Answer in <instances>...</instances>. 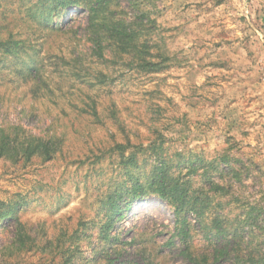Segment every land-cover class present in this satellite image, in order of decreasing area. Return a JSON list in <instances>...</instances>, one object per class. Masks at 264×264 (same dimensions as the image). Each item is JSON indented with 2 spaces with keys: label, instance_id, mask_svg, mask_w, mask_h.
Listing matches in <instances>:
<instances>
[{
  "label": "rangeland",
  "instance_id": "374dc122",
  "mask_svg": "<svg viewBox=\"0 0 264 264\" xmlns=\"http://www.w3.org/2000/svg\"><path fill=\"white\" fill-rule=\"evenodd\" d=\"M115 2L128 20L146 12L161 70L100 50L79 7L0 0V41L21 45L0 46V127L59 141L49 160L0 156V264H191L187 254L222 248L208 240L214 218L247 238V212L264 222V0ZM30 66L37 92L19 75ZM162 162L187 189V247L149 188ZM137 182L148 193L132 200ZM114 201L126 217L105 238Z\"/></svg>",
  "mask_w": 264,
  "mask_h": 264
},
{
  "label": "trees",
  "instance_id": "16d2710c",
  "mask_svg": "<svg viewBox=\"0 0 264 264\" xmlns=\"http://www.w3.org/2000/svg\"><path fill=\"white\" fill-rule=\"evenodd\" d=\"M73 6L81 8V10L88 15L86 29L91 36L90 38L100 50L103 49V42H109L117 52H123L128 55V58H131V60H136L138 67L146 69L147 71H159L162 69V64L154 61L153 57H156L157 60H162V62L166 61L168 57L153 56L150 50L151 46L149 45L150 34L147 32V25L144 24L142 20L146 14L144 10L140 11L139 18L134 17L128 20L123 14L122 16H117V14H115L112 6L116 8L120 6L115 0H56V7L68 8ZM122 12H124V10H122ZM118 14H120L119 11ZM46 26L49 25L46 24ZM56 28H58L57 25L51 27V29ZM5 45H9L7 46V50H4L8 53H10V51L11 53H13V51L18 52V50H13L12 47L14 45L21 47L18 40H8V38L0 41L1 47ZM39 70V67L30 66L19 71V75L24 76L26 79L30 77L34 81L33 88L36 92L41 86V82L40 84L36 82ZM54 138L55 137L48 138L34 135L30 132H24L21 130L20 125H13L11 127L1 126L0 156L11 160H18V158L28 160L33 156H40L44 160H49L59 147V141ZM161 169L162 171L157 174L156 178L150 181L149 188L160 200L167 202L174 208L177 215L176 225L181 226L178 234L181 235V241L187 247L189 222H187L188 219L186 216L183 217L182 215L184 206L187 202L185 198L187 189L184 184L179 181V178L169 176L165 172L163 162ZM210 182L212 183L211 186L215 193L223 192L224 186L212 182L211 180ZM143 193L148 192L143 184L137 182L132 187V190L128 191V196L132 200H136L144 195ZM115 203L116 201L110 203L111 213L108 217V222H105L102 226V232L106 234L105 238L111 237L108 236V231L114 228L119 220L126 217V214L122 213L124 208L120 204ZM196 204L198 207L197 201ZM195 207L196 206L193 208L196 209ZM199 209L200 211H193L197 213L198 217H202L203 207L200 206ZM254 210L257 209L254 207L250 212H247L249 217L252 218V221L250 220L248 224L250 229L248 238L245 236L244 232L238 230H235L234 234L229 236L224 227V222H227V218H214L208 233V240L210 242L213 240L222 241V248H215L210 255L194 256L193 254H187L189 262L191 264H223L221 260L226 259V256L230 255L234 250L233 254L237 264H264V242L259 241V238L264 235V222H260L259 215L253 214ZM7 218L8 216H6L4 220ZM7 227L8 224H6L3 229ZM115 238V240H118L117 236H115ZM128 243V241L124 242V244ZM246 243L247 246H243ZM69 261L70 260H65L64 264H69Z\"/></svg>",
  "mask_w": 264,
  "mask_h": 264
}]
</instances>
